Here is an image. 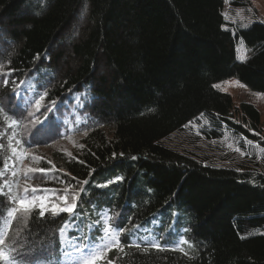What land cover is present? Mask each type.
<instances>
[{
    "label": "trees",
    "instance_id": "obj_1",
    "mask_svg": "<svg viewBox=\"0 0 264 264\" xmlns=\"http://www.w3.org/2000/svg\"><path fill=\"white\" fill-rule=\"evenodd\" d=\"M225 3L244 6L0 0V67L9 71L0 74V130L15 100L32 96L45 109L70 99L86 135L78 155L60 161L76 188L75 216L32 212L14 230L26 250L58 255L61 226L88 216L96 236L121 248L110 255L116 264H264V174L199 164L162 145L200 118L215 131L209 138L258 141L257 110L234 107L215 86L234 78L264 94V26L233 35ZM238 41L254 51L248 61L237 59ZM2 199L0 240L13 226Z\"/></svg>",
    "mask_w": 264,
    "mask_h": 264
},
{
    "label": "rangeland",
    "instance_id": "obj_2",
    "mask_svg": "<svg viewBox=\"0 0 264 264\" xmlns=\"http://www.w3.org/2000/svg\"><path fill=\"white\" fill-rule=\"evenodd\" d=\"M242 1L244 3L243 7H233L229 3L224 5L223 16L226 29L233 35L240 30L247 31L255 24L264 26V0ZM76 21L79 22L80 26L83 23L81 19ZM234 51L240 62L248 61L254 56V51L241 41L234 45ZM8 72L6 64L0 67V74L9 75ZM215 88L219 92L228 95L234 107L237 108L245 103L257 110L261 132L254 136L258 141H249L238 135L223 131H216L221 134L217 139L209 138L207 137L208 132L215 131L200 118L185 127V129L163 140L162 145L174 153L188 156L199 164L233 169L238 172L244 169L258 170L264 174V94L252 92L234 78L217 84ZM33 114L34 112L25 113L21 121L24 136H32L34 139L36 138L34 128L42 117ZM62 123L68 128V134L62 133L63 136L57 137L50 145L41 141L33 147L26 148L22 142L9 140L6 148L4 150L0 149V155H4V158H1L2 164L0 166V192L8 198L9 206L17 217L15 232L21 229L22 226L24 227L32 211L40 212L39 201L41 197L47 198L48 204L56 205L57 209L66 205L65 196L73 204L75 202L76 188L69 184L71 182L69 177L60 169V161L75 158L83 147L86 135L71 134L73 128L69 125L68 116H65ZM6 139L7 134H0V144H4ZM21 200H34L35 207L29 211H24L19 205ZM46 212L56 214L51 211L50 207L46 208ZM13 234L12 230L10 238L13 239L10 243L16 250L18 239L13 237ZM74 250L72 244L65 243L62 248V261L68 262L67 264H74V261L84 264V260H87L89 264L92 263L89 260V255L84 256L81 252L76 253ZM28 259H30L29 256ZM116 263L111 261L109 264Z\"/></svg>",
    "mask_w": 264,
    "mask_h": 264
},
{
    "label": "snow or ice",
    "instance_id": "obj_3",
    "mask_svg": "<svg viewBox=\"0 0 264 264\" xmlns=\"http://www.w3.org/2000/svg\"><path fill=\"white\" fill-rule=\"evenodd\" d=\"M7 83V82H6ZM57 102L53 101V104L55 105ZM50 118V116L48 118L45 119L48 120ZM133 159H136V157H133ZM43 171V170H41ZM117 179H119V177H117ZM75 199V198H73ZM64 200L67 202L66 205L64 207H61L59 209H57L56 205L52 204L49 205L47 202V198L45 197H41L40 201H39V215L40 218H44L47 214L46 212V208H51V211L53 213H56L57 215H59L60 213H69V214H73V217L75 216V205L68 200V197L65 196ZM20 208L23 209L24 211H29L30 209L35 207V201L34 200H21L19 202ZM67 223V222H66ZM105 232L107 233V230H105ZM61 234H63V229L61 230ZM71 239V237H69ZM89 240H91V238H89ZM4 244L3 240H0V264H10V262L14 261V257L12 256L11 253L6 252L2 245ZM72 247L74 248H79V243L76 240H72L71 241ZM98 247V245L94 244V243H87L86 247L84 249L81 250V253L84 256L90 255L93 253V250L96 249ZM99 247H103V245H99ZM79 255V254H76ZM74 264H79V261H74ZM84 264H89V262L87 260H84Z\"/></svg>",
    "mask_w": 264,
    "mask_h": 264
},
{
    "label": "bare ground",
    "instance_id": "obj_4",
    "mask_svg": "<svg viewBox=\"0 0 264 264\" xmlns=\"http://www.w3.org/2000/svg\"><path fill=\"white\" fill-rule=\"evenodd\" d=\"M55 102H57V101H55ZM52 104H53V102H52ZM55 105H57L63 113H65L66 115H70L71 110H72V103H71L70 99H66V100H63L61 102H57ZM5 148H6V146L4 144H0L1 150H4ZM0 153H1V151H0ZM1 158L2 159L4 158L3 154L0 155V159Z\"/></svg>",
    "mask_w": 264,
    "mask_h": 264
}]
</instances>
